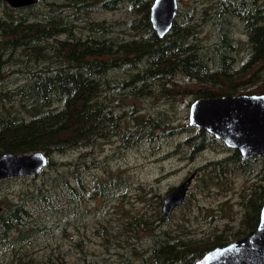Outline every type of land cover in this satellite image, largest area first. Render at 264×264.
Instances as JSON below:
<instances>
[{
    "label": "rangeland",
    "instance_id": "rangeland-1",
    "mask_svg": "<svg viewBox=\"0 0 264 264\" xmlns=\"http://www.w3.org/2000/svg\"><path fill=\"white\" fill-rule=\"evenodd\" d=\"M153 1L34 0L13 7L0 0L1 72L59 65L68 53L104 63L109 84L135 74L153 80L139 98L125 97L121 104L98 91L95 100L102 96L113 123L106 132L102 123L86 133L84 148H61L78 138L71 121L65 130L52 126L26 143L19 137L39 123L16 110L23 123L0 126V152L45 150L49 162L33 176L0 180L2 211L22 203L24 214L18 223H0V264H194L216 234L229 242L255 227L253 210L264 200V159L234 162L239 151L234 155L216 139L190 160L187 139L198 132L188 122L195 95L264 93V43L256 31H264V0H177L163 36L149 20ZM216 12L224 15L223 24L209 18ZM16 40L23 41L11 44ZM68 99V111L81 103L74 94ZM65 101L58 96L51 107L61 109ZM133 110L156 119L159 128L124 144ZM219 161L221 176L211 168ZM104 175L121 183L107 205L97 199L108 188L99 183ZM191 175L182 204L157 228L163 198ZM35 186L48 194L46 204L28 196Z\"/></svg>",
    "mask_w": 264,
    "mask_h": 264
},
{
    "label": "trees",
    "instance_id": "trees-1",
    "mask_svg": "<svg viewBox=\"0 0 264 264\" xmlns=\"http://www.w3.org/2000/svg\"><path fill=\"white\" fill-rule=\"evenodd\" d=\"M109 1V0H106ZM209 18L213 19L216 23H224V15L221 13H214ZM150 20V18H149ZM257 41L259 43H264V31L257 29ZM260 37V39H259ZM23 40H16L11 44H16ZM170 48H168L169 50ZM186 52V49H182V53ZM190 58V57H188ZM194 58V57H193ZM85 57L74 58L70 54L65 55L63 61H59V65L44 64L40 66H24L17 69H11L10 72H1L0 71V82H4L0 88V108H7L2 112L4 116L0 119V126L4 127L7 122H21L20 118L16 116L15 112L18 110L27 120L39 123L33 129L28 130L21 134L19 139L26 142H32L39 138L40 134L47 133L49 127L52 128H61L67 129L69 125H72L73 132L77 133L78 138L73 140V142L64 141L61 145L63 147H86V143L81 142L80 139L89 131H93L99 124L105 123V132L109 130V126L113 123L107 110L104 111L103 105L100 103L101 98L95 100V96L98 91L102 92L104 98H107L112 104H121L123 98L131 97L139 98V94H142L144 90H148L153 84V80H150L146 74H135L127 80H115V82L109 84L106 79H103L104 75L102 74L103 68L106 66L102 64H91L88 61H84ZM188 64H191L194 67V64L188 61ZM257 64L255 65V67ZM224 68H226L224 66ZM226 70V69H225ZM224 70V71H225ZM222 71V70H221ZM17 75L22 77L20 83H15L16 78L12 79V76ZM108 77V76H106ZM108 87V90L106 88ZM115 92L112 94L111 92ZM194 91H199L195 89ZM137 93V94H135ZM145 93V92H144ZM260 93V92H259ZM76 95V98L80 100V105L72 110H65L70 99V95ZM236 93H202L201 95L194 96V100L198 97L209 98L221 95H232ZM62 97L65 101L63 108L51 107V103L57 97ZM116 97H119L116 99ZM117 101V102H116ZM7 103V106L5 105ZM132 102V101H131ZM103 104L107 103L106 100L102 101ZM9 106H12L10 109ZM63 112H68V115L63 114ZM6 114V115H5ZM130 122L128 123V129L132 131L122 137L124 144H133L147 136L150 131H154L159 128V122L151 117L150 115L140 113L137 110H133L130 113ZM71 123L67 125L69 122ZM84 125H87V129H84ZM64 134H68L67 132ZM96 139V137L94 138ZM216 138L208 133L204 129H198L196 135L187 139L189 143V152L187 153L188 159H193L194 156L202 151L205 146L210 142H216ZM124 141L128 142L125 143ZM7 151L0 152L5 153ZM45 152V150H43ZM231 152H234V155L238 153V150L232 149ZM239 154V153H238ZM232 158V157H231ZM234 162H241V157H235ZM224 161H219L213 163L211 168L217 170V174L221 176L222 167ZM24 177V176H23ZM13 178V177H12ZM10 179V178H6ZM100 185L102 187L108 186L106 189H100L97 199L101 204L107 205V202L110 200L111 196H114L112 188L118 187L120 183L119 177H111L104 175L100 180ZM29 197L37 198L44 202L48 201V194L41 186H35L34 189L29 192ZM264 197V196H263ZM262 197V199H263ZM22 201H24L22 199ZM262 201V200H261ZM261 203V202H260ZM22 203L12 204L11 208L5 207L0 216V223L6 222V225L12 223H18L17 221L21 219L24 214L20 210ZM14 207L13 212L12 208ZM117 208L118 206H112ZM10 211L8 214L6 212ZM259 208H254L253 212L255 214V225L257 224L259 218ZM169 216L163 215L162 211L159 214L158 221L156 224L162 226L165 220ZM22 223H19L20 225ZM147 228H151V225ZM118 236V235H116ZM163 236L167 238V234L163 232ZM173 237V236H172ZM226 242V239L221 234H216L214 239L206 244L203 250H200L202 254L210 249L211 247Z\"/></svg>",
    "mask_w": 264,
    "mask_h": 264
},
{
    "label": "water",
    "instance_id": "water-1",
    "mask_svg": "<svg viewBox=\"0 0 264 264\" xmlns=\"http://www.w3.org/2000/svg\"><path fill=\"white\" fill-rule=\"evenodd\" d=\"M34 0H8L13 7ZM177 0H154L149 11L152 27L165 35L175 16ZM188 122L204 129L226 146L236 149L242 159L264 157V93H240L197 98L190 104ZM48 163L43 151L5 152L0 155V180L33 176ZM192 175L163 198L161 211L169 216L182 204ZM0 207V211H1ZM194 264H264V200L254 228L243 236L215 245L205 251Z\"/></svg>",
    "mask_w": 264,
    "mask_h": 264
},
{
    "label": "flooded vegetation",
    "instance_id": "flooded-vegetation-1",
    "mask_svg": "<svg viewBox=\"0 0 264 264\" xmlns=\"http://www.w3.org/2000/svg\"><path fill=\"white\" fill-rule=\"evenodd\" d=\"M235 49H237V48H235ZM259 157H261V158H263V159H264V157H262V156H259ZM1 211H2V209H1ZM1 211H0V214H1Z\"/></svg>",
    "mask_w": 264,
    "mask_h": 264
},
{
    "label": "bare ground",
    "instance_id": "bare-ground-1",
    "mask_svg": "<svg viewBox=\"0 0 264 264\" xmlns=\"http://www.w3.org/2000/svg\"><path fill=\"white\" fill-rule=\"evenodd\" d=\"M49 163V162H48ZM23 177V176H22ZM9 178H12V177H9ZM4 179H6V178H4Z\"/></svg>",
    "mask_w": 264,
    "mask_h": 264
}]
</instances>
